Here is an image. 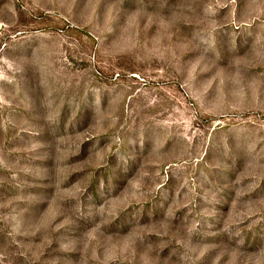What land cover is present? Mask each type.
I'll use <instances>...</instances> for the list:
<instances>
[{
    "label": "rangeland",
    "instance_id": "1",
    "mask_svg": "<svg viewBox=\"0 0 264 264\" xmlns=\"http://www.w3.org/2000/svg\"><path fill=\"white\" fill-rule=\"evenodd\" d=\"M0 264H264V0H0Z\"/></svg>",
    "mask_w": 264,
    "mask_h": 264
}]
</instances>
